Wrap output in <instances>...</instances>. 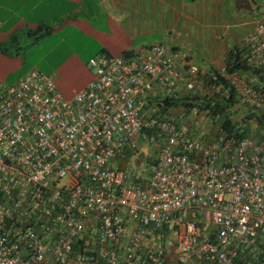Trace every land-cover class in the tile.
Segmentation results:
<instances>
[{
    "label": "built area",
    "instance_id": "2783aa9c",
    "mask_svg": "<svg viewBox=\"0 0 264 264\" xmlns=\"http://www.w3.org/2000/svg\"><path fill=\"white\" fill-rule=\"evenodd\" d=\"M244 43L264 70V20ZM89 65L72 98L38 68L0 81V264H264V140L206 138L209 109L179 101L223 85L163 42ZM220 72L264 109V88Z\"/></svg>",
    "mask_w": 264,
    "mask_h": 264
},
{
    "label": "crops",
    "instance_id": "0c3cea01",
    "mask_svg": "<svg viewBox=\"0 0 264 264\" xmlns=\"http://www.w3.org/2000/svg\"><path fill=\"white\" fill-rule=\"evenodd\" d=\"M55 1H64L62 2L64 4L67 2L69 13L78 10L77 7L82 5L80 1H98L103 5L102 10H104V16H107V21L112 25L115 24L117 29L123 30V37L131 42L119 54L163 42L174 51L188 54L190 60L199 64L201 74L215 70L222 71L225 68L228 54L234 49L242 50L245 54V36L253 29L255 22L264 20V0L0 1V38L5 39L14 32L18 35L22 33L21 30L32 31V37H28L26 32L22 33L24 38L28 37L26 40L30 38L32 42L35 33H38V37L41 34L43 37L45 34L53 32L57 28V21L51 24L47 17H42L34 25L30 21L29 15L34 14L41 5L44 13L47 4ZM27 5H29L28 11L23 12ZM73 20L76 19H70L71 24L76 23ZM99 20V17H94L89 24L93 26V23ZM63 21L62 24H64ZM3 29H6L7 32H3ZM158 30L161 31L160 38L134 44L135 39H145L144 36L156 34ZM24 38L20 37L14 43H25L22 41ZM103 48L105 51H109L107 48ZM22 76L10 84L17 82Z\"/></svg>",
    "mask_w": 264,
    "mask_h": 264
},
{
    "label": "rangeland",
    "instance_id": "374dc122",
    "mask_svg": "<svg viewBox=\"0 0 264 264\" xmlns=\"http://www.w3.org/2000/svg\"><path fill=\"white\" fill-rule=\"evenodd\" d=\"M0 1H21V0H0ZM32 3L31 1H27ZM64 1H55L47 4L45 12L43 13L42 5L36 9L34 14H30V21L35 24L43 18H48V22H58L57 28L43 37L37 36L35 33L33 41L29 38L27 44L22 43L16 47L12 41L11 33L5 39L0 38V81L10 83L13 80L22 76L31 68H38L50 77L55 79V84L59 91L66 97L72 98L82 86L88 82L93 76L94 69L89 65V60L98 54H114L119 55L122 49L127 48L130 41L125 39L123 30L116 28L115 24L107 21V16L103 14V5L98 1H80L82 5L77 7L76 12H68L69 4ZM244 7V5H243ZM27 5L23 12L28 11ZM66 10V13L64 11ZM103 14V15H102ZM94 17H99V21H95L93 26L89 24ZM70 19L76 23L71 24ZM62 20L64 24H62ZM7 32L6 29L2 30ZM10 32V30H9ZM8 32V33H9ZM25 33L24 31H20ZM160 32L156 34H148L144 38L134 40V44L149 42L154 38H160ZM7 33V34H8ZM22 33L17 35L24 37ZM109 51H105L103 48ZM8 49V53L4 49ZM15 50L16 52H11ZM203 80H209L202 74ZM242 80L257 84V81L250 78L247 74L241 73ZM226 93L225 90L221 96ZM233 116L241 118L242 124L250 125L254 136L264 140V109H255L248 107L244 102L237 98L236 104L233 106ZM262 118V119H261ZM203 128L207 131L210 139H215L218 133H221V124L219 121L211 120L208 117L199 119ZM188 122H190L187 119ZM156 149L151 148L146 153L142 152L137 156L135 165L143 167L144 159L147 157H154Z\"/></svg>",
    "mask_w": 264,
    "mask_h": 264
},
{
    "label": "trees",
    "instance_id": "16d2710c",
    "mask_svg": "<svg viewBox=\"0 0 264 264\" xmlns=\"http://www.w3.org/2000/svg\"><path fill=\"white\" fill-rule=\"evenodd\" d=\"M26 34H28V37H32V31H25ZM42 35V34H41ZM40 35V36H41ZM28 37L22 39V41L27 44L29 40H26ZM17 35H12V41H16ZM20 39V37H19ZM18 39V40H19ZM22 43V42H21ZM20 45V43H17L13 47H16ZM23 47V43H22ZM246 48V47H245ZM6 53H8V49H4ZM247 51V49H246ZM244 52L239 49H234L232 52L228 54V57L226 59V71L227 73H245L250 78L254 79V81H257L258 85H260L262 88H264V70L261 68H257L254 66H251L247 63L245 59ZM209 80H216L218 83L222 84L224 89L226 90V94L223 93L220 97L216 98H210V99H204L199 104L196 102H188L186 99H179L180 102H182L184 105H192V106H199V108L203 109L204 107L209 109L210 116L208 115V119H213L214 121H219L221 124V129L225 132V134L229 137L236 136V137H245V136H253L250 125L247 123L245 125L242 124L241 118L233 116V106L236 104L237 100V93L236 90H234L229 82L226 79V75L222 74L220 71L215 70L211 72H207L205 75ZM229 88V90H228ZM169 104H178V101H170ZM262 119V118H261ZM262 127H264V122L262 124ZM220 133H218L216 136H219ZM208 137V133L206 138ZM209 138V137H208Z\"/></svg>",
    "mask_w": 264,
    "mask_h": 264
},
{
    "label": "clouds",
    "instance_id": "9594fccd",
    "mask_svg": "<svg viewBox=\"0 0 264 264\" xmlns=\"http://www.w3.org/2000/svg\"><path fill=\"white\" fill-rule=\"evenodd\" d=\"M84 86H85V85H84ZM84 86H83V87H84Z\"/></svg>",
    "mask_w": 264,
    "mask_h": 264
}]
</instances>
